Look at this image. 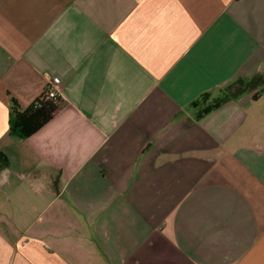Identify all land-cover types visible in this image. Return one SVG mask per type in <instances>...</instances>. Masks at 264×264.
Instances as JSON below:
<instances>
[{
  "label": "crops",
  "instance_id": "crops-1",
  "mask_svg": "<svg viewBox=\"0 0 264 264\" xmlns=\"http://www.w3.org/2000/svg\"><path fill=\"white\" fill-rule=\"evenodd\" d=\"M0 264H264V0H0Z\"/></svg>",
  "mask_w": 264,
  "mask_h": 264
},
{
  "label": "trees",
  "instance_id": "trees-1",
  "mask_svg": "<svg viewBox=\"0 0 264 264\" xmlns=\"http://www.w3.org/2000/svg\"><path fill=\"white\" fill-rule=\"evenodd\" d=\"M61 104V98L48 99L44 92L25 109L13 101L10 135L22 140L31 138L52 120Z\"/></svg>",
  "mask_w": 264,
  "mask_h": 264
},
{
  "label": "built area",
  "instance_id": "built-area-1",
  "mask_svg": "<svg viewBox=\"0 0 264 264\" xmlns=\"http://www.w3.org/2000/svg\"><path fill=\"white\" fill-rule=\"evenodd\" d=\"M43 92L47 95L48 99L61 98L59 87L53 81L47 83Z\"/></svg>",
  "mask_w": 264,
  "mask_h": 264
}]
</instances>
